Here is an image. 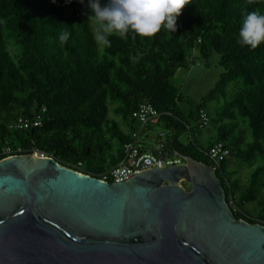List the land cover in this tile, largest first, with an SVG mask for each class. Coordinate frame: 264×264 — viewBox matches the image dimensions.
<instances>
[{"label": "trees", "instance_id": "obj_1", "mask_svg": "<svg viewBox=\"0 0 264 264\" xmlns=\"http://www.w3.org/2000/svg\"><path fill=\"white\" fill-rule=\"evenodd\" d=\"M88 4L0 0V146L20 148V155L43 152L62 167L98 178L121 160L138 128L131 115L148 103L162 113L159 125L172 130L164 131L169 152L214 168L207 149L214 143L229 149L215 168L225 201L236 220L264 226V42L255 49L237 43L243 16L264 14V0H190L174 32L162 25L152 37L111 35L110 46L102 48ZM64 32L67 41L60 39ZM194 53L205 59L217 54L223 72L194 112L184 114L170 80ZM229 86L235 92L226 99ZM218 98L225 101L214 109L216 131L204 139L199 111ZM36 114L40 128H9L16 118ZM117 118L128 124L129 135ZM179 131L188 134L187 144L178 141ZM232 161L250 168L245 185L234 178Z\"/></svg>", "mask_w": 264, "mask_h": 264}, {"label": "water", "instance_id": "obj_2", "mask_svg": "<svg viewBox=\"0 0 264 264\" xmlns=\"http://www.w3.org/2000/svg\"><path fill=\"white\" fill-rule=\"evenodd\" d=\"M180 157L114 184L35 153L0 160V264H264V226L236 220L216 171Z\"/></svg>", "mask_w": 264, "mask_h": 264}, {"label": "clouds", "instance_id": "obj_3", "mask_svg": "<svg viewBox=\"0 0 264 264\" xmlns=\"http://www.w3.org/2000/svg\"><path fill=\"white\" fill-rule=\"evenodd\" d=\"M190 0H107L103 6L100 0H89L91 15L89 20L97 24L96 41L110 46L111 35L122 39L128 38L131 32L133 38L152 37L161 26L171 31L176 29V18ZM68 32L61 34V41H67ZM264 42V14L259 10L248 12L243 16L239 28L237 43L241 47L255 49Z\"/></svg>", "mask_w": 264, "mask_h": 264}, {"label": "built area", "instance_id": "obj_4", "mask_svg": "<svg viewBox=\"0 0 264 264\" xmlns=\"http://www.w3.org/2000/svg\"><path fill=\"white\" fill-rule=\"evenodd\" d=\"M162 113L155 109L151 104L142 103L132 113V120L136 121L138 128L131 133V141L123 145V153L121 160L115 165L107 169L99 175L98 180L107 183H123L134 177L136 174L148 169H166L184 165V159L177 154L169 152L167 148V134L164 131L159 132L157 142L152 149L142 151V148L137 143L141 134L146 131L151 123H158ZM209 116L204 110L199 111V126L204 129L209 125ZM42 120L40 115L36 114L33 119L18 117L9 125L10 129L29 130L32 128H40ZM21 153L20 148H12L9 145L0 146V160L12 156H18ZM39 158H53L52 155H47L43 152H35ZM116 156L115 153H113ZM210 162L214 165V170L222 164L230 155L227 149L221 143H214L207 149L206 153ZM81 163H77L75 168H80ZM72 170V169H70ZM73 171L78 172L76 169ZM79 173V172H78ZM81 174V173H80Z\"/></svg>", "mask_w": 264, "mask_h": 264}, {"label": "rangeland", "instance_id": "obj_5", "mask_svg": "<svg viewBox=\"0 0 264 264\" xmlns=\"http://www.w3.org/2000/svg\"><path fill=\"white\" fill-rule=\"evenodd\" d=\"M90 22L93 27L96 26L95 21L91 20ZM99 45L101 48L103 47V45ZM189 61L190 60H188L187 67H181L177 69L170 80L171 85L175 87L179 92L181 100L178 104V108L184 114L194 112V109L202 103V100L205 99L210 91L214 88L220 74L223 72L222 68L219 66V56L215 53L211 54L207 59L197 53H194L193 57L191 58L192 62ZM234 92L235 88L233 86H229L225 96L226 99H230V95H232ZM224 101L225 99L218 98L215 101L207 102L205 111L211 117L212 123L206 128L202 129V131L200 132L201 137L205 139L213 137L217 127V117L215 116L214 109L223 104ZM110 117H113V115H111ZM116 120L120 124L122 131L125 134L129 135L131 130L129 129L128 124L122 122L120 118H117ZM187 122L190 126H193V123L191 121L187 120ZM217 123L219 124V122ZM161 130L165 131L166 133L172 132L171 129H165L161 126H155L153 129H151V131H149V137L147 139L141 138L138 141V144H142L143 141V144L146 148H153L158 134L159 132H161ZM177 139L182 144H187L189 140L188 134L186 132L179 131L177 134ZM229 165V168L235 172L234 178L239 179L240 185H245L250 172V168L240 166L234 161H232ZM179 185L186 191L189 190V185L187 183L180 182ZM248 208L251 211L253 209L251 205H248L246 207V209Z\"/></svg>", "mask_w": 264, "mask_h": 264}, {"label": "crops", "instance_id": "obj_6", "mask_svg": "<svg viewBox=\"0 0 264 264\" xmlns=\"http://www.w3.org/2000/svg\"><path fill=\"white\" fill-rule=\"evenodd\" d=\"M155 126H160L159 125V123H151V124H149L148 125V127H147V129H146V131H144L142 134H141V137L139 138V140L141 139V138H144V139H147L149 136H148V133H149V131H151V129H153ZM161 131H163V130H161ZM202 131V130H201ZM131 133V132H130ZM200 134V133H199ZM203 138V137H202ZM205 139V138H204ZM138 140V141H139ZM156 142H157V140L155 141V144H156ZM138 143V142H137ZM140 145V147L142 148V149H152V148H146L145 147V145L143 144V141H142V144H139ZM155 146V145H154ZM154 148V147H153Z\"/></svg>", "mask_w": 264, "mask_h": 264}]
</instances>
